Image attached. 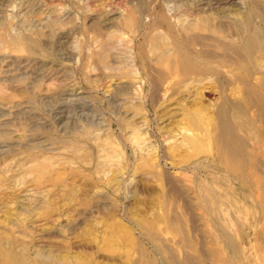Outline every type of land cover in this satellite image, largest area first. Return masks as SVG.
Segmentation results:
<instances>
[{
    "label": "rangeland",
    "instance_id": "1",
    "mask_svg": "<svg viewBox=\"0 0 264 264\" xmlns=\"http://www.w3.org/2000/svg\"><path fill=\"white\" fill-rule=\"evenodd\" d=\"M251 8L264 35V0H0L4 242L32 263L264 264ZM172 38L216 74L156 80ZM222 95L245 108L238 175L215 133Z\"/></svg>",
    "mask_w": 264,
    "mask_h": 264
},
{
    "label": "bare ground",
    "instance_id": "2",
    "mask_svg": "<svg viewBox=\"0 0 264 264\" xmlns=\"http://www.w3.org/2000/svg\"><path fill=\"white\" fill-rule=\"evenodd\" d=\"M252 6L253 5L251 4V7ZM252 14L253 12L251 8L244 15L245 27L248 33H247V36L242 41V48L245 51L246 56L249 57V59L254 58L253 56H254L255 51L264 52V35L260 30H254V26L252 23V16H251ZM202 21L204 23L202 24V27L205 28L209 20L203 19ZM158 37L163 43L165 40L168 41V39L163 38V36L162 37L158 36ZM20 41H23V38H20ZM157 41L159 42L158 39ZM170 44L172 45V52L173 54H175L172 60L174 62L171 63L172 61L169 59V57H164L166 56V54L164 56L161 55L162 56V57L160 56L161 62L159 64L163 66V70L159 69L160 70L159 71L157 69V72H156L157 75L155 76L156 80L161 82L165 78L179 77V78H186L188 80L193 81V78L197 79L198 76L200 78L201 77L200 75L205 74V76L207 77V75L209 76V74H213V75L216 74V72L210 69L199 56H189L187 54V51H185L184 46L177 39L172 38ZM158 48L155 47L154 50ZM167 55H169L168 52H167ZM254 61L255 60L253 59V62ZM199 78H198V81H199ZM186 79H184V81H186ZM263 83H264V80H263ZM263 83L261 84V86L264 88ZM221 100H222L221 106L217 110L218 124L216 125L217 127L215 130V133H217V138L219 140L220 147L227 154H229L228 155L229 157L231 155L232 157V158L230 157L231 159L228 157L230 160H234V162H236L235 166L232 164L234 166L232 167V170H233L232 173H234L233 175L235 174L238 175L241 172L240 171L241 167H240V164H237V162H240V160L243 161V156H242L243 148L242 147L244 145V142L242 141V136H241L242 130L239 129V127L242 124L241 117L245 112V108L242 104L232 103V101H230L231 103H229L225 95H222ZM189 116H193V115H189ZM189 122L191 123V121ZM230 160L228 161V163H230ZM242 181L245 182V180H242ZM47 259H51V258H47ZM0 264H44V262L42 260L35 261V263L28 261L27 257L24 254L16 253L15 249L13 248V244L10 241L4 242V239L0 237Z\"/></svg>",
    "mask_w": 264,
    "mask_h": 264
}]
</instances>
